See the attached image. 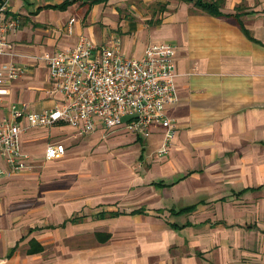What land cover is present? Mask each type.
Listing matches in <instances>:
<instances>
[{
  "label": "crops",
  "instance_id": "obj_1",
  "mask_svg": "<svg viewBox=\"0 0 264 264\" xmlns=\"http://www.w3.org/2000/svg\"><path fill=\"white\" fill-rule=\"evenodd\" d=\"M206 1L222 15L184 0H11L14 60L26 73L6 86L2 115L11 103L53 108L61 97L46 93L48 66L32 56L83 36L119 41L131 57L175 45L179 101L167 107L177 126L168 156L157 154L156 126L150 144L109 139L135 143L98 172L78 149L102 142L101 126L25 131L36 169L0 177V264H264V0ZM51 138L66 147L60 159H45ZM136 154L147 164L124 189L102 181Z\"/></svg>",
  "mask_w": 264,
  "mask_h": 264
},
{
  "label": "built area",
  "instance_id": "obj_2",
  "mask_svg": "<svg viewBox=\"0 0 264 264\" xmlns=\"http://www.w3.org/2000/svg\"><path fill=\"white\" fill-rule=\"evenodd\" d=\"M10 2L0 0V58H10L0 63V103L6 86L26 73L14 60L18 52L11 35L17 33L21 21L10 15ZM176 56V46L167 42H152L142 56L131 57L122 52L119 41L98 45L85 36L74 46L32 56L48 66L51 80L46 93L61 98L43 111H32L26 103H11L5 115L0 113V158L5 165L0 167V177L33 167L31 154L22 146L25 131L59 122H67L83 134L101 126L105 133L124 129L144 138L160 126L164 134L157 153L168 155L177 133L167 114V107L179 101ZM65 152L63 143L50 142L45 159H60Z\"/></svg>",
  "mask_w": 264,
  "mask_h": 264
},
{
  "label": "rangeland",
  "instance_id": "obj_3",
  "mask_svg": "<svg viewBox=\"0 0 264 264\" xmlns=\"http://www.w3.org/2000/svg\"><path fill=\"white\" fill-rule=\"evenodd\" d=\"M116 136H124V137L133 136L136 139V136L134 134L127 132L124 129H115L113 131H109L105 133V135L103 134V141L100 142L99 144H95V145L89 144L86 147H80V149H78L80 152L79 155L81 156L82 161H87V163L90 165V169H92L93 171H97V172L99 171L100 167L106 166V162H109L111 164L118 163L119 154H121L122 152H125V150L128 149V147H131L135 142H130V139L126 138L125 141L122 143L120 142L121 144H119L118 146L117 144L112 142V140L111 141L109 140ZM83 137L85 136L80 135L79 140L83 139ZM155 138H156L155 134H152L150 137L146 138L145 144L146 142L150 144L151 141L154 140ZM55 140H56L55 138H51L49 142H53ZM155 144H159V143H155ZM139 148L141 149V147ZM152 148L155 149V147H152ZM152 148L149 147L150 150H152ZM124 158L128 159L130 158V156L127 155ZM146 164H147L146 160H141L139 156L136 154L135 157L126 166V172L130 171L129 175H131V178L129 179L127 178L128 175L122 167L119 169L116 168L118 171H115L112 175L103 177L102 181L111 182L115 184L116 187L118 188L123 187L124 189L125 186L128 185L127 183L128 180H133L135 176H139L141 173V169H144V166ZM35 169H36V166L34 164L33 167L29 169V171H32ZM14 174H11V175H14Z\"/></svg>",
  "mask_w": 264,
  "mask_h": 264
},
{
  "label": "trees",
  "instance_id": "obj_4",
  "mask_svg": "<svg viewBox=\"0 0 264 264\" xmlns=\"http://www.w3.org/2000/svg\"><path fill=\"white\" fill-rule=\"evenodd\" d=\"M184 1H187V2L194 1L197 6L203 8L204 10L211 13L212 15H215V16L222 15L219 9L220 4L218 2L206 1V0H184Z\"/></svg>",
  "mask_w": 264,
  "mask_h": 264
}]
</instances>
